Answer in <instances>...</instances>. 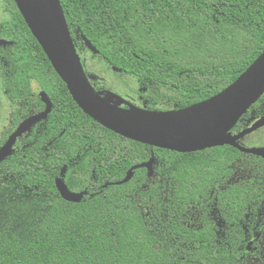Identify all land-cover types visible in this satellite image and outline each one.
Returning a JSON list of instances; mask_svg holds the SVG:
<instances>
[{
  "label": "trees",
  "instance_id": "16d2710c",
  "mask_svg": "<svg viewBox=\"0 0 264 264\" xmlns=\"http://www.w3.org/2000/svg\"><path fill=\"white\" fill-rule=\"evenodd\" d=\"M2 1L8 18L0 36L13 45L1 54V83L14 113L0 146L17 123L45 109L34 86L52 109L0 163V264L264 260V159L231 146L177 153L105 129L73 101L14 1ZM84 8L91 12L63 11L86 74L82 37L114 75L133 81L130 94L149 111L207 100L264 49V0H90ZM160 88L175 93L171 108H160ZM263 115L264 94L231 132ZM152 157V175L137 169L114 185ZM56 179L86 195L65 201Z\"/></svg>",
  "mask_w": 264,
  "mask_h": 264
},
{
  "label": "water",
  "instance_id": "95a60500",
  "mask_svg": "<svg viewBox=\"0 0 264 264\" xmlns=\"http://www.w3.org/2000/svg\"><path fill=\"white\" fill-rule=\"evenodd\" d=\"M13 1L73 101L105 129L128 140L177 153L231 146L241 153L264 159V147L246 148L240 144L242 138L264 126V115L239 133L231 132L264 94V49L233 83L207 100L181 109L149 111L130 105L115 92L121 102H109L102 94L105 89H94L74 45L60 0ZM82 39L93 55H99L90 41ZM112 70L120 72L115 67ZM38 95L45 109L22 121L9 135L0 148V163L13 154L16 141L51 112L52 103L47 94L40 91ZM153 163L154 157L133 166L125 178L114 185L129 182L137 169H146L152 175ZM55 186L60 196L71 203L80 202L86 195V191L70 190L61 179L55 180ZM251 244L247 245L248 251Z\"/></svg>",
  "mask_w": 264,
  "mask_h": 264
},
{
  "label": "rangeland",
  "instance_id": "374dc122",
  "mask_svg": "<svg viewBox=\"0 0 264 264\" xmlns=\"http://www.w3.org/2000/svg\"><path fill=\"white\" fill-rule=\"evenodd\" d=\"M8 18L5 12L3 1L0 0V23ZM83 58L86 62V70L90 80H95L103 87V90H110L112 92L121 93V97L130 105L140 107L141 101L138 96L131 95L129 86L133 85V81L126 76H116L112 71L105 67L103 61L95 57L92 53H83ZM118 87V88H117ZM35 92L37 87L34 86ZM115 90V91H114ZM157 96L162 99L160 108H171V104L167 102L169 98L176 97L175 93L167 89H157ZM11 110L4 100L0 91V137L9 130ZM241 144L246 148H262L264 147V127L247 135L241 141ZM257 264H264V260Z\"/></svg>",
  "mask_w": 264,
  "mask_h": 264
},
{
  "label": "flooded vegetation",
  "instance_id": "af4514ba",
  "mask_svg": "<svg viewBox=\"0 0 264 264\" xmlns=\"http://www.w3.org/2000/svg\"><path fill=\"white\" fill-rule=\"evenodd\" d=\"M91 1H93V0H91ZM100 1V0H99ZM87 2H90V0H60V4H61V7H63L62 9L63 10H65V12H66V14H71V13H74L75 12V10L77 9V11H79V12H81V13H85V14H88V13H90L91 12V10H89V9H86V8H84V7H86V3ZM76 8V9H75ZM78 8H80V10H78ZM0 25H1V23H0ZM1 27V26H0ZM0 41H4V44H0V62H2V56H1V54H2V51L3 50H5L7 47H9V46H12L13 45V40H10L9 38H5V37H1L0 36ZM86 49L88 50V48L86 47ZM89 51V50H88ZM88 53H91L90 51L88 52ZM96 56V55H95ZM1 72H2V70H1V67H0V91H1V93H2V96H3V91H2V83H1V80H2V76H1ZM35 91V90H34ZM41 90H38V91H36V93H38L39 94V92H40ZM3 98H4V96H3ZM4 100H5V98H4ZM6 101V100H5ZM7 102V101H6ZM7 105H8V107L10 108V110H11V115H10V121H11V125H10V127H9V130L10 129H13V113H14V111H13V109L10 107V105H9V103L7 102ZM33 115V114H32ZM29 116H31V115H29ZM28 116V117H29ZM28 117H26V118H24V119H22L19 123H17V125L15 126V128H14V130L17 128V126L22 122V121H24L25 119H27ZM264 127V126H263ZM262 128V127H261ZM260 128V129H261ZM8 130V131H9ZM14 130H12V133H13V131ZM259 130V129H258ZM7 131V132H8ZM7 132H5V133H7ZM255 132V131H254ZM4 133V134H5ZM3 137V135L0 137V140H1V138ZM8 137H9V135H8ZM8 137H7V139H8ZM246 137V136H245ZM21 138V137H20ZM19 138V139H20ZM6 139V140H7ZM18 139V140H19ZM244 138H242L241 140H240V144H241V141L243 140ZM17 140V141H18ZM16 141V142H17ZM6 142V141H5ZM4 142V143H5ZM3 143V144H4ZM242 145V144H241ZM2 146V145H1ZM1 146H0V148H1ZM243 146V145H242ZM252 243V242H251ZM252 245V244H251Z\"/></svg>",
  "mask_w": 264,
  "mask_h": 264
},
{
  "label": "bare ground",
  "instance_id": "6f19581e",
  "mask_svg": "<svg viewBox=\"0 0 264 264\" xmlns=\"http://www.w3.org/2000/svg\"><path fill=\"white\" fill-rule=\"evenodd\" d=\"M103 96L106 97V99L109 101V102H114V103H117L119 104L121 101L119 99V97H117L113 92L111 91H103L102 92Z\"/></svg>",
  "mask_w": 264,
  "mask_h": 264
}]
</instances>
